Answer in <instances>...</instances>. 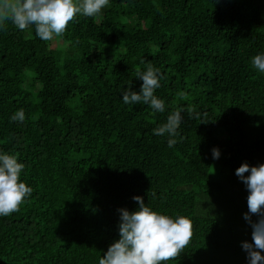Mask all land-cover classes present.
I'll return each mask as SVG.
<instances>
[{
    "label": "trees",
    "instance_id": "1",
    "mask_svg": "<svg viewBox=\"0 0 264 264\" xmlns=\"http://www.w3.org/2000/svg\"><path fill=\"white\" fill-rule=\"evenodd\" d=\"M260 52L264 0H111L52 41L6 21L0 150L24 163L34 190L0 216V264H98L134 195L191 219L188 245L166 264H248V189L235 170L264 163V73L251 64ZM148 64L164 76L163 113L122 100ZM18 110L23 122L10 119ZM178 110L169 148L153 129Z\"/></svg>",
    "mask_w": 264,
    "mask_h": 264
},
{
    "label": "clouds",
    "instance_id": "2",
    "mask_svg": "<svg viewBox=\"0 0 264 264\" xmlns=\"http://www.w3.org/2000/svg\"><path fill=\"white\" fill-rule=\"evenodd\" d=\"M110 4L111 0H0V30L6 21H11L19 30L34 27L38 38L52 41L78 16L96 17ZM251 64L264 73V52L253 56ZM135 77L142 80L140 90L130 88L122 92L123 103L144 104L153 112H165V100L156 95L164 79L160 69L148 64L143 70L138 68ZM10 119L23 122L25 112L18 110ZM182 121L181 111L173 112L166 122L153 129V133L167 136L171 148L177 143ZM220 155V149L213 147V158L219 159ZM24 167L15 154L0 150V216L19 211L34 190L21 179ZM235 171L248 189V211L244 218L252 227V241H242V248L247 253L248 264H264V163L250 165L243 162ZM133 199L137 208L119 209V238L100 256L98 264H166L188 245L192 236L190 218L158 212L140 195H134ZM254 214L258 217L255 221L252 219Z\"/></svg>",
    "mask_w": 264,
    "mask_h": 264
},
{
    "label": "rangeland",
    "instance_id": "3",
    "mask_svg": "<svg viewBox=\"0 0 264 264\" xmlns=\"http://www.w3.org/2000/svg\"><path fill=\"white\" fill-rule=\"evenodd\" d=\"M58 41H59V45L60 46H66V43H64V42H62L60 40H58ZM216 135L219 138H226V132L223 129H218L217 132H216Z\"/></svg>",
    "mask_w": 264,
    "mask_h": 264
}]
</instances>
